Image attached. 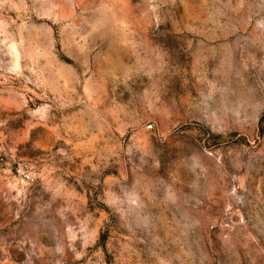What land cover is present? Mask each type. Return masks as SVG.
<instances>
[{
  "label": "rangeland",
  "instance_id": "1",
  "mask_svg": "<svg viewBox=\"0 0 264 264\" xmlns=\"http://www.w3.org/2000/svg\"><path fill=\"white\" fill-rule=\"evenodd\" d=\"M0 264H264V0H0Z\"/></svg>",
  "mask_w": 264,
  "mask_h": 264
}]
</instances>
